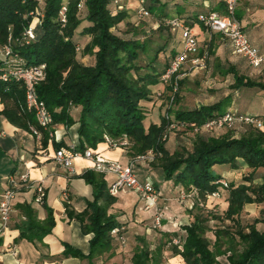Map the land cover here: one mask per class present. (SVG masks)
Masks as SVG:
<instances>
[{"label":"trees","instance_id":"16d2710c","mask_svg":"<svg viewBox=\"0 0 264 264\" xmlns=\"http://www.w3.org/2000/svg\"><path fill=\"white\" fill-rule=\"evenodd\" d=\"M80 1L68 0L65 21H62L59 14L62 0H0V47L9 44L25 64H45V79L36 85V91L51 111L54 123L72 125L75 120L70 110L72 107H80L76 120L77 149H94L104 141L105 136L112 139L125 137L128 141L125 148L132 155L144 153L148 149L155 151V159L151 165L161 169L164 180H172L174 185H180L186 191L194 189L196 199L189 212L192 220L181 225L184 236L179 239V244L169 240L171 252L181 255L185 264H264V228L257 227L260 222L264 224V172L259 175L261 182H253L257 170L264 168V124L262 123L263 128L249 126V131L239 137L228 134L197 135L191 148H170L165 145V141L161 140L167 123L163 116L158 124L150 123L147 128L143 124L145 111L141 102L150 100L151 88L161 84L160 76L170 60L162 63L158 56L177 32L171 31L165 25V20L176 17L194 21L201 12L189 16H182L177 12V16H172L166 11L164 3L157 7L154 5L157 0L144 2L146 15L150 13L159 21L158 26L152 29L161 36L166 34L164 42L152 47L150 39L138 36V29H132L135 30L133 33L129 30L132 35L136 32L134 36L137 37L118 34L121 31L119 23L126 17V12L111 8L112 0H84L79 8ZM83 6L85 12L80 17L78 10ZM36 7L40 11V22L35 26V38L26 43L22 33L32 21L31 12ZM82 22L86 24L81 33L90 36L82 53L94 56V61L90 64L77 58L76 48L79 47L81 51V47L73 39L75 30ZM178 51L172 48L171 57ZM3 68H6V64L0 59V69ZM229 73L233 74L231 86L234 88H264V84L239 74L232 66L221 70L222 75ZM181 84L180 80L179 88ZM24 93L25 85L22 81L14 78L3 80L0 77V101L4 105L2 114L12 123L29 129V125L33 124L32 115L23 108ZM228 103L229 98L226 96L213 104L168 111L175 120L202 123L224 113ZM46 141L47 135L43 134L42 144ZM58 144L60 146L61 143ZM239 161L249 171L242 182H231L228 185L227 205L222 217L233 221L234 227L225 225L214 229V240L210 247V239L205 235L210 230L209 217L202 212L197 202L221 187L219 180L222 177L214 170L215 166L228 165L236 168ZM81 177L91 185L92 198L81 212L69 209L66 202L64 207L67 216L75 217L81 223L83 233H92L89 239L90 249L87 254H83L65 243L64 254L91 261L94 255L111 248L113 237L110 231L120 223L114 215L107 212L116 198L109 193L105 181L96 177L92 170H87ZM41 203L44 204V195ZM248 203L262 205L259 209L262 215L253 217L250 223L242 224L238 217ZM26 209L28 212L32 211L30 206ZM46 209V224H28L21 229V237L30 236V232L40 236L49 232L53 218L51 208ZM30 238L32 240L34 237ZM219 256H223L226 263L219 261ZM131 262L161 264V245L150 249L148 243L140 238Z\"/></svg>","mask_w":264,"mask_h":264},{"label":"crops","instance_id":"0c3cea01","mask_svg":"<svg viewBox=\"0 0 264 264\" xmlns=\"http://www.w3.org/2000/svg\"><path fill=\"white\" fill-rule=\"evenodd\" d=\"M62 1L63 3L68 2V0ZM81 2L84 3V0ZM129 2L135 6L138 4L136 0ZM146 2L150 3L149 0ZM162 3L172 16H177V12H180L179 15L189 16L198 12L222 11L223 9L221 0H157L154 5L159 7ZM81 12L84 15V6ZM235 17L239 20L250 43L264 56V0H239L235 9ZM84 25L85 22H82L73 34V39L81 47V52L90 40L89 35L81 33ZM192 30L197 37L201 53L206 55L205 61L209 64V59L212 58L218 74L222 75V69L232 66L239 74L264 84V62L259 67L250 66L244 57L234 52L226 38L206 29L200 23L194 22ZM118 34L125 36L121 31ZM173 37L176 40V46L172 48L175 51L180 50L179 32H176ZM81 52L80 57H77L80 61L93 63V55ZM228 75L231 81L230 89L224 96L229 98L226 110L257 115L264 124V88L259 86L234 88L231 86L233 74L223 76ZM154 87L159 89L160 85ZM3 107L0 101V194L6 187V177L10 174L26 172L30 181L27 185L19 186L15 192L8 228L0 236V264H132L131 257L140 238L148 243L150 249L161 245V264H185L181 255L171 252L169 241L176 238L182 239L184 230L181 225L192 220L189 205L185 202H178L176 199L179 192L184 189L180 185H174L172 180H164L161 169L151 165V162L135 164L134 171L140 181L144 182L149 178L154 182L158 193L157 207L144 209V201L140 200L135 192L125 189L113 195L116 200L107 210L120 223L117 227L122 228L123 244L112 235L111 248L94 255L91 261L87 258L65 255V243L87 254L92 233H83L81 223L75 217L67 216L64 202L68 203L69 209L74 212H81L86 207L87 201L92 198V188L81 176L87 170H92L96 177L104 180L107 188L114 181V175H104L98 172L93 168L90 159H75L71 170H66L55 161L54 150L58 147V142L66 146L76 145L78 142V122L76 120L80 107H72L70 110L75 120L72 125L54 124L58 141H50L47 138L45 144H42V139H36L28 128L18 126L7 119L2 114ZM31 119L35 124L33 116ZM201 136H208V133ZM168 147L173 148L169 145ZM94 150L105 159L117 160L122 166H125L132 157L128 148H112L105 141L98 143ZM240 167L249 171L241 161L236 168L217 165L214 170L221 177H229L234 180L232 182L238 184L242 180L236 177L244 172V169ZM260 170L264 172V168L258 169L257 172ZM245 174L247 173L244 172ZM254 182H261V177L259 176ZM38 185L43 189L44 204L35 200V187ZM226 205L227 202L225 207ZM251 205L257 206L255 203H248L245 204L243 210ZM27 206L31 207V212L27 211ZM258 206H260L259 209L262 207V205ZM46 207L51 208L53 218V225L49 232L42 236L30 232V236L21 237V229L26 228L28 224H46L48 216ZM157 208H159L161 217L159 226L154 224ZM252 217H258V215L254 214ZM257 227L263 229L264 224L260 222ZM30 237L34 238L31 240Z\"/></svg>","mask_w":264,"mask_h":264},{"label":"built area","instance_id":"2783aa9c","mask_svg":"<svg viewBox=\"0 0 264 264\" xmlns=\"http://www.w3.org/2000/svg\"><path fill=\"white\" fill-rule=\"evenodd\" d=\"M40 2L44 0H39ZM239 0H221L223 3L222 11H207L201 12L193 20H180L176 17L168 18L165 20L171 31H177L180 34V50L176 52L170 59L167 67L160 76V83L165 87H169L172 93H175L179 87V81L185 73L181 72L183 65L187 62H192L197 66V59L192 56L198 51V41L195 33L192 30V22L200 23L206 29L217 32L226 38L235 53L241 55L246 59L248 64L252 67H259L264 62V56L261 55L257 48L253 46L247 35L245 34L239 20L235 17V9ZM144 0H139L140 12L146 14L143 6ZM81 7V1L78 3ZM66 3L61 5L59 14L61 20L65 21ZM32 21L25 28L22 33L23 40L28 43L31 39L35 38V26L40 22V11L36 7L31 12ZM79 51V47L76 48ZM206 59V55L202 57ZM0 59L6 64V68L0 69V77L3 80L14 78L15 80L22 81L25 85L24 105L23 108L27 113H30L35 124L29 125L31 134L38 140L42 139L43 134L47 135L48 140L58 141L56 130L54 129V121L51 111L46 106L45 102L40 99L36 91V85L45 79V64H25L23 58L17 53H14L9 44L0 47ZM157 96L162 95V91L156 92ZM168 118L167 114L164 115ZM254 126L261 127L262 121L259 117L249 114L240 113L237 110H226L220 115L210 117L202 123L195 121H182L174 120L169 122L167 128L169 130L175 129L176 126H182L190 129L193 132H211L221 129H230L236 126ZM166 131L162 134L161 140H166ZM104 141L109 147H127L128 141L125 137L121 139H112L108 136L104 137ZM155 151L148 149L144 153L137 154L130 159V161L122 166L117 160L105 159L93 148L87 147L84 150L76 148L75 144L60 145L54 150L55 161L65 168L71 170L75 159L85 158L90 159L93 163V168L98 172L106 175L113 174L115 179L108 187L111 195H115L121 190H130L135 192L140 200L144 201V209L157 207V189L153 182L148 178L144 182L140 181L134 171V165L148 164L155 159ZM29 176L26 172L13 173L6 177V187L0 194V236L8 228L11 213L13 211V198L19 186L27 185L29 183ZM219 182L222 186H227L225 179H220ZM36 197L35 200L39 203L42 202L44 195L43 189L40 185L35 187ZM214 192L212 195H216ZM181 195L179 197H184ZM159 208L155 213L154 224H160ZM121 227H113L110 234L115 236L120 242H124ZM174 242H177L174 240Z\"/></svg>","mask_w":264,"mask_h":264},{"label":"rangeland","instance_id":"374dc122","mask_svg":"<svg viewBox=\"0 0 264 264\" xmlns=\"http://www.w3.org/2000/svg\"><path fill=\"white\" fill-rule=\"evenodd\" d=\"M129 1L132 0H112L110 3L111 8H115L118 11L124 10L126 12V17L119 23V27H121V33L124 34L125 37H137L134 36L136 32L134 33V35H132L131 32L133 33V31H135L132 29H138V36H145L147 39H150V41H152V47H156L158 44L164 42V39H166V34L165 36H161L159 32H155L154 29H152L154 26H158L159 21L157 19H154V17L150 13L146 15L140 12L141 6L139 4V0H136V2L138 3L136 6ZM146 1L147 0H144V2ZM166 11L169 10L167 9ZM78 15L82 17L81 10H78ZM129 30L132 31L129 32ZM144 31H146L145 35ZM175 46L176 40L174 39V37H172L169 40L166 49L159 54L158 59L162 63L168 62L171 58L170 51L172 47ZM203 48L206 49L205 47ZM80 52L81 51L77 52V57H80ZM203 55L204 54L201 53L200 47H198L197 53L192 56L193 59H197V66H194L190 61L183 65L181 72L185 74L181 78L182 84L180 85V88L178 87L175 93H172V90H170L167 86L164 87L162 84H160L159 89H156V87L154 86L151 88L152 98L150 100L141 102L142 107L145 108V119L143 120L144 127H147L150 123H160V120L163 116L167 121L166 127L164 129V131H166L167 133L165 145L172 146L173 148H177L180 146L191 148L192 141L197 135L208 133V135L210 136L228 134L233 137H239L249 131V126L244 125L236 126L230 129H221L216 131L214 130L211 132H193L190 129L182 126H176L175 129L171 130L167 128L168 123L175 120L173 114L168 111V109L176 110L197 108L201 104L211 103L219 100L220 98L224 97L230 89V76H223L218 74L212 58L209 59L210 62L208 64V61L206 62V59L204 60L202 58ZM246 63L248 62L246 61ZM159 90L162 91L161 96H157L156 92ZM165 114H167L168 118L164 116ZM134 156L135 155H132V157ZM240 168L242 169L243 167ZM244 172L247 173L246 169H244ZM244 172L243 174H239L236 179L243 180ZM260 173L261 170L257 172L256 177H253V182L259 177ZM222 179H225V181L227 182V186L221 185V187H219V189L216 191V195L210 194L204 200L199 199L197 202L198 207L204 214L209 217L208 225L210 230L207 231L205 235L208 237V239H210V247H212V243L214 240V229L223 227L225 225L232 226V228L234 227L233 221L222 218L225 204L227 202L226 199L228 195V185L234 180H231V178L229 177H222ZM181 193L182 195H185L183 198L179 197ZM176 199L178 202L187 203V205H189L190 212V210L194 206L196 199L195 191L194 189L192 191H186L184 189L182 192H179V195ZM259 207L260 206L258 205H251L248 206L246 210L242 211L240 216L238 217L240 223H250L253 218L252 215L256 214L258 216H261L262 214H264V212H262V214L261 212L258 213ZM215 215L216 217L214 218L213 216ZM174 240H176L177 242H174ZM174 240H172V243L179 244L178 238ZM120 243L123 244L122 242ZM223 246L225 247L226 245L224 244ZM218 259L222 263H226L223 256H219Z\"/></svg>","mask_w":264,"mask_h":264}]
</instances>
